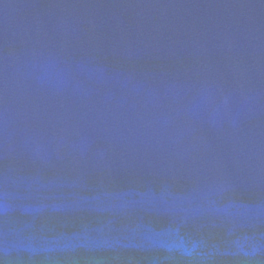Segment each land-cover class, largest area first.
Instances as JSON below:
<instances>
[{
  "label": "water",
  "instance_id": "water-1",
  "mask_svg": "<svg viewBox=\"0 0 264 264\" xmlns=\"http://www.w3.org/2000/svg\"><path fill=\"white\" fill-rule=\"evenodd\" d=\"M0 264H264V0H0Z\"/></svg>",
  "mask_w": 264,
  "mask_h": 264
}]
</instances>
